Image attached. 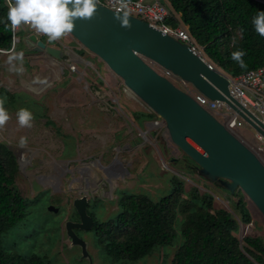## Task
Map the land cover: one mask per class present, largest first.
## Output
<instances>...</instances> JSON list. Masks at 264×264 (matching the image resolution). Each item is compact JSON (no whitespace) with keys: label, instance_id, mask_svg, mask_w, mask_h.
Listing matches in <instances>:
<instances>
[{"label":"rangeland","instance_id":"374dc122","mask_svg":"<svg viewBox=\"0 0 264 264\" xmlns=\"http://www.w3.org/2000/svg\"><path fill=\"white\" fill-rule=\"evenodd\" d=\"M35 31L48 40L49 46L60 49L61 56L34 51L25 44L13 52L0 53V96L7 98L5 108L10 117L0 127V143L17 160V190L33 200L32 214L26 218L28 222L32 218L30 225L41 226L32 252L44 255L50 264H120L106 257L94 226L78 231L86 241L87 254L83 255L68 236L65 223L78 220L73 200L83 194L89 200L88 214L102 223L117 215L119 196L129 192L144 194L153 201L177 196L175 199L187 206L175 208L177 233L182 227L177 222L186 217L181 211L188 213L196 207L194 192L199 198L209 194L213 211L225 209L235 218L239 242L252 236L264 244V217L248 197L239 190L251 218L245 223L236 206L239 196L200 176L196 164L169 141L158 117L99 57L69 33L49 40L31 25L22 24L16 37L24 38ZM19 52L23 53V71H11L8 57ZM12 64L21 66L18 61ZM169 77L182 86L180 78ZM20 109L32 112L31 127L19 125ZM155 120L159 124L155 125ZM243 130L254 137L250 126ZM21 137L27 138L24 147L19 145ZM107 169L114 173L108 174ZM175 176L180 181L179 190L173 188ZM49 205L57 210H48ZM29 223L25 224L29 227ZM181 241L178 235L171 245L159 246L143 259L123 264H173Z\"/></svg>","mask_w":264,"mask_h":264},{"label":"trees","instance_id":"16d2710c","mask_svg":"<svg viewBox=\"0 0 264 264\" xmlns=\"http://www.w3.org/2000/svg\"><path fill=\"white\" fill-rule=\"evenodd\" d=\"M160 1L169 9L166 22L172 27L186 26L217 69L236 76L263 64L264 37L256 33L252 19L258 10H264V0ZM8 8L6 0H0V49H12L0 53L13 52L22 44L16 42L12 47ZM239 49L246 52L244 68L231 57L232 52ZM14 96L11 95L13 99ZM146 115L152 116L150 113ZM17 167L13 152L0 143V264H50L44 255L32 252L41 226L30 225L32 218L29 222L26 218L32 214L33 200L23 197L15 186ZM172 179L173 188L179 190L180 181L176 176ZM232 195L239 196L236 206L242 221L248 223L251 218L242 193L238 190ZM176 197L166 195L153 201L141 193H122L113 219L98 223L94 215H90L106 257L120 264L136 262L159 246L171 245L180 235L182 241L173 264H264L261 239L245 236L239 242L235 234L238 226L235 218L225 209L213 211L209 194L199 198L194 192L192 200L196 207L192 206L188 213L181 211L186 217L177 222L182 224L177 233L173 224L175 208L187 206ZM25 223H29V227ZM30 232L32 236L27 235ZM28 237L32 239L26 241Z\"/></svg>","mask_w":264,"mask_h":264},{"label":"water","instance_id":"95a60500","mask_svg":"<svg viewBox=\"0 0 264 264\" xmlns=\"http://www.w3.org/2000/svg\"><path fill=\"white\" fill-rule=\"evenodd\" d=\"M96 4L94 15L74 20L68 33L99 57L158 117L169 141L196 164L200 176L231 194L240 190L264 217V163L237 134L166 76L165 71L209 99L224 101L264 137V125L231 96L226 74L209 67L186 43L141 18L111 10L97 0ZM26 42L34 51H45L56 58L62 54L35 33H30ZM88 205L85 194L75 198L73 207L78 220L65 223L68 236L80 246L83 255L87 254L86 241L74 229L88 230L93 225ZM48 210L57 208L49 205Z\"/></svg>","mask_w":264,"mask_h":264},{"label":"built area","instance_id":"2783aa9c","mask_svg":"<svg viewBox=\"0 0 264 264\" xmlns=\"http://www.w3.org/2000/svg\"><path fill=\"white\" fill-rule=\"evenodd\" d=\"M107 8L116 12L130 14L148 22L151 26L167 33L183 43H186L190 49L204 58L209 67L214 65L205 57L201 47L196 43L186 26L179 24L175 27L170 26L166 21L170 15L168 7L160 0H97ZM8 6L15 0H6ZM22 25V24H21ZM27 26V24H23ZM12 27V26H11ZM19 27V26H18ZM18 27H12V47L18 41L16 31ZM12 50V49H11ZM8 50V51H11ZM1 52H8L1 50ZM71 68H74L72 65ZM166 76L169 73L165 71ZM229 81V92L243 107L254 115L264 125V56L263 64L247 70L236 76L226 74ZM179 86L189 95H191L198 104L210 111L219 121H221L229 130L237 134L261 159L264 163V137L253 127H251L235 110L228 106L224 101L211 100L202 93L198 92L192 85L181 81ZM178 86V85H177ZM157 124V120L154 121ZM250 126L254 129V137L243 130L244 126Z\"/></svg>","mask_w":264,"mask_h":264},{"label":"clouds","instance_id":"9594fccd","mask_svg":"<svg viewBox=\"0 0 264 264\" xmlns=\"http://www.w3.org/2000/svg\"><path fill=\"white\" fill-rule=\"evenodd\" d=\"M97 8L96 0H15L7 11V20L13 28L21 24L34 27L37 31L46 34L49 40H56L64 34L71 32L74 20L77 18H91ZM256 33L264 37V10H258L252 19ZM246 52L243 49L232 52L231 57L241 68L246 67L243 57ZM11 71H23V53L19 52L8 57ZM12 61L20 62V67L12 64ZM216 68V67H214ZM226 74V73H225ZM179 87V86H178ZM7 98L0 96V127L9 120V114L5 108ZM33 114L28 109H20L17 112V120L21 127H31ZM27 138L21 137L19 145L24 147Z\"/></svg>","mask_w":264,"mask_h":264},{"label":"crops","instance_id":"0c3cea01","mask_svg":"<svg viewBox=\"0 0 264 264\" xmlns=\"http://www.w3.org/2000/svg\"><path fill=\"white\" fill-rule=\"evenodd\" d=\"M30 33H31V32H29L28 34H26L24 38H20V37H18V41H17V42H21L22 44L27 45L26 39H27V37H28V35H29ZM34 33L38 36L39 39L43 40L47 45L49 44L48 40L42 38V36L39 35L38 32L35 31ZM27 46H28V45H27Z\"/></svg>","mask_w":264,"mask_h":264},{"label":"flooded vegetation","instance_id":"af4514ba","mask_svg":"<svg viewBox=\"0 0 264 264\" xmlns=\"http://www.w3.org/2000/svg\"><path fill=\"white\" fill-rule=\"evenodd\" d=\"M107 170H108V169H107ZM112 173H114L113 170H111V171L108 170V174H112ZM78 231H80V229H75L76 234L79 236ZM81 231H82V230H81ZM84 231H87V230H84ZM80 236H81V235H80ZM80 236H79V237H80Z\"/></svg>","mask_w":264,"mask_h":264},{"label":"bare ground","instance_id":"6f19581e","mask_svg":"<svg viewBox=\"0 0 264 264\" xmlns=\"http://www.w3.org/2000/svg\"><path fill=\"white\" fill-rule=\"evenodd\" d=\"M150 137V136H149ZM150 139V138H149ZM169 143V142H168ZM175 152V151H174ZM85 172V171H84Z\"/></svg>","mask_w":264,"mask_h":264}]
</instances>
